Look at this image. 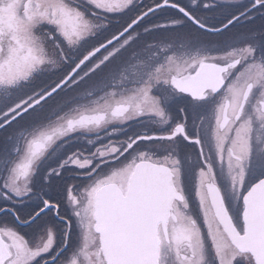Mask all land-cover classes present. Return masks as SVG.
<instances>
[{
    "label": "snow or ice",
    "instance_id": "obj_1",
    "mask_svg": "<svg viewBox=\"0 0 264 264\" xmlns=\"http://www.w3.org/2000/svg\"><path fill=\"white\" fill-rule=\"evenodd\" d=\"M0 264H264V0H0Z\"/></svg>",
    "mask_w": 264,
    "mask_h": 264
}]
</instances>
